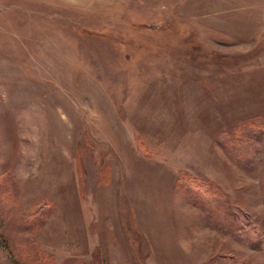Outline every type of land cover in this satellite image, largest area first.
I'll use <instances>...</instances> for the list:
<instances>
[{"label": "rangeland", "instance_id": "rangeland-1", "mask_svg": "<svg viewBox=\"0 0 264 264\" xmlns=\"http://www.w3.org/2000/svg\"><path fill=\"white\" fill-rule=\"evenodd\" d=\"M0 264H264V0H0Z\"/></svg>", "mask_w": 264, "mask_h": 264}]
</instances>
